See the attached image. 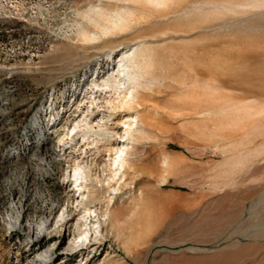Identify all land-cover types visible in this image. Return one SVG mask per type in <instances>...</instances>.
<instances>
[{
  "label": "rangeland",
  "instance_id": "374dc122",
  "mask_svg": "<svg viewBox=\"0 0 264 264\" xmlns=\"http://www.w3.org/2000/svg\"><path fill=\"white\" fill-rule=\"evenodd\" d=\"M126 113V182L90 264H264V0H0V264H33L29 232L71 206L85 157L87 203L108 201L93 175L111 174ZM81 120L109 135L66 139ZM82 232L54 264L85 262L66 251Z\"/></svg>",
  "mask_w": 264,
  "mask_h": 264
},
{
  "label": "bare ground",
  "instance_id": "6f19581e",
  "mask_svg": "<svg viewBox=\"0 0 264 264\" xmlns=\"http://www.w3.org/2000/svg\"><path fill=\"white\" fill-rule=\"evenodd\" d=\"M141 58L142 57H139L137 59L140 60ZM133 61V56H129L125 57L124 59H120L117 62V73L114 76H111V78L109 79H111L117 85L122 86V88L119 89H126V80L128 78V71L130 68L127 66V63H133ZM143 62L146 63L145 61ZM134 65L135 64L133 63V66ZM106 81H108V79ZM125 115H129L128 119H126V121H120L117 124V128L122 131V134H117V132L114 133L119 137L113 140L111 151L113 155L111 174L108 176V178L103 176L102 171H97L96 174L93 175L94 181L96 182V184L100 185L101 191H103V186L105 185L108 191L111 190L112 193L109 194L108 201L103 202L102 205L100 203H97L93 207L89 206V203H87L88 197L86 196L87 192L85 191L84 186L87 181V173L89 172L88 169L92 162L91 160L89 161L90 157H85V163L83 165L76 166L74 170L72 172H69V174L66 176L67 183L71 184L74 188V197L73 199H71V206H67L64 209L62 208L54 216L49 215L39 220L37 222V225H35V228L29 232V234L31 235L28 237L30 243L27 245L28 251L25 253V258L29 260L33 254H36V257L32 259L33 264H54L55 259L58 257L59 250L56 242L59 241L61 242L60 246L62 245L63 241H61L62 238L60 235L63 233V231L68 232L69 228L73 229V231L75 230L77 233L81 232L82 230L83 232L82 234L80 233L78 241L70 243L71 245L67 247L66 251H73L75 248H78L79 246L84 244L82 247L88 249L89 253H84V258L81 260V262L83 263V261L85 260L83 264H90L91 261L95 259V254L99 251L98 249L102 246L103 237L106 234L108 228H110V230L114 229V225L112 223V213L110 212V210L113 208V201L115 200V198L121 195L123 189L122 184L126 182V167L128 165L127 158L131 150L133 149V147H131L130 141L133 137V134L138 131L139 124L138 114L133 115L132 113H126ZM30 129L39 130L41 145L44 146L47 144V136H49V134H47V131L45 129L40 127V123L37 121V119H33L31 121ZM105 132L106 131L99 129V131L95 133L93 131V128L90 127V123H88L86 120H81L76 124V126L66 132L65 138H73L78 133L82 137V140L85 141L86 138L90 135L100 136V134H103L104 136H108L109 134ZM64 143L65 142L63 139L58 142L57 150L60 154L61 152H64L62 151V145H64ZM84 145H86V142L84 143ZM68 150H70V148H68ZM87 153L88 152H86V155ZM64 155L65 153L62 156ZM112 182H115L114 186H110V183ZM102 209L105 210L102 211ZM76 211L82 212L77 215V221L72 224L71 227H68V225L72 222V219L70 220L68 219V217H71ZM9 218L10 219L8 220V226H10L11 228L7 234L11 236L12 232L15 231L17 226H19V229H22V223L18 218ZM97 236H99L100 238H98ZM54 243H56V245L52 246V244ZM35 245H40L39 249L34 250L33 247ZM82 251L80 249L76 250V252L79 253L80 257Z\"/></svg>",
  "mask_w": 264,
  "mask_h": 264
}]
</instances>
